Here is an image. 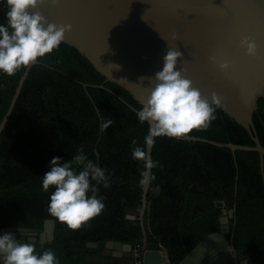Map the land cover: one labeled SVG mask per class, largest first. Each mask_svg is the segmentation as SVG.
Returning <instances> with one entry per match:
<instances>
[{"label":"trees","instance_id":"obj_1","mask_svg":"<svg viewBox=\"0 0 264 264\" xmlns=\"http://www.w3.org/2000/svg\"><path fill=\"white\" fill-rule=\"evenodd\" d=\"M6 11L5 0H0V25L6 23ZM39 61L0 136V228H26L40 236L46 221H54V240L39 244L37 252L52 250L59 264H89L88 257L102 256L103 247L88 243L104 246L112 240L141 247L140 219L127 218V211L142 205L143 163L132 157V140L143 146L150 127L137 118L142 104L65 42ZM25 70L11 77L0 73V123ZM258 106L254 123L264 146V97ZM215 115L207 130L189 136L255 145L222 107ZM101 117L113 121L103 131ZM81 145L88 159L106 170L110 186L93 182L105 209L86 226L70 230L48 215L54 189H42V176L53 158L70 162ZM152 158L158 167L152 170L145 213L150 248L162 246L170 264H179L207 235L220 231L224 210L236 205L226 238L239 264H264V182L257 151L237 150L234 155L230 148L160 137Z\"/></svg>","mask_w":264,"mask_h":264},{"label":"water","instance_id":"obj_2","mask_svg":"<svg viewBox=\"0 0 264 264\" xmlns=\"http://www.w3.org/2000/svg\"><path fill=\"white\" fill-rule=\"evenodd\" d=\"M39 10L51 23L70 24L72 31L66 34L64 42L77 48L107 81L127 89L142 105L151 86L149 78L162 70L163 57L168 48H178L183 53V59L178 61L176 70L186 68L183 75L209 101L213 92L221 96V107L245 127L255 145L222 143L196 136L179 139L230 148L234 155L237 150L257 151L264 182V146L254 123L258 101L264 97V0H59L55 6L45 3ZM244 37L256 42L255 57L245 55V50L240 48ZM213 55L218 62L230 63L227 73L209 62V57ZM39 63L38 60L27 67L22 75L0 123V136L32 67ZM141 77L145 79L141 81ZM83 86L86 90L89 87L86 83ZM96 87L103 88L104 85ZM146 151L153 160V147ZM151 181L143 185L140 209L128 210L127 218L140 219L144 235L139 253L141 263L170 264L167 256L160 251L155 253L156 260L147 262L148 255L152 254L149 228L145 225ZM159 190L158 187L153 188L155 193ZM235 214L236 205L229 212L225 209L220 231L207 235L179 264H203L206 261V264H238L234 248L226 238L231 231L230 218H234ZM21 229L24 230L23 235L19 228H0V236L12 234L16 240H27L36 247L38 242L44 244L55 237L52 220L46 221L39 238L38 233ZM88 246L104 248L101 257H88L89 264L136 263L132 244L110 240L104 246L98 243H88ZM125 251L131 252L132 258L127 259ZM243 263L248 264V261Z\"/></svg>","mask_w":264,"mask_h":264},{"label":"clouds","instance_id":"obj_3","mask_svg":"<svg viewBox=\"0 0 264 264\" xmlns=\"http://www.w3.org/2000/svg\"><path fill=\"white\" fill-rule=\"evenodd\" d=\"M45 3L55 6L59 0H5L6 23L0 25V73L9 77L16 75L58 50L66 34L72 31L70 24L51 23L45 18L39 10ZM239 46L245 50V55H257V44L250 37L241 39ZM182 59L183 53L178 48H168L162 70L149 78L148 95L137 112L139 122L150 125L143 146L132 140V157L143 163L141 185L154 179L150 170L158 167V162L146 151L154 146L155 138H187L194 131L207 130L216 119V110L222 106V97L217 93L211 94L210 101L202 96L183 75L186 68L176 70ZM209 62L225 73L231 67L227 61L218 62L214 55L209 57ZM112 123L101 117V130ZM105 173L106 170L88 159L83 145L70 162L61 163L59 157L53 158L50 170L42 176V189L45 192L54 189L49 197L48 215L70 230H79L101 215L105 204L103 197L98 198V188L93 182L108 188ZM19 231L23 235L24 230L19 228ZM0 260L2 264H59L52 250L37 252L33 243L18 241L12 234L0 236Z\"/></svg>","mask_w":264,"mask_h":264},{"label":"crops","instance_id":"obj_4","mask_svg":"<svg viewBox=\"0 0 264 264\" xmlns=\"http://www.w3.org/2000/svg\"><path fill=\"white\" fill-rule=\"evenodd\" d=\"M149 249L152 250V251H151L152 254L148 255V257H147V262H148V263H150L151 260H156V258H157L156 256H157V255H155V253H156V251H158V250L152 249V248H150V247H149ZM161 254H164V253L161 252ZM124 256H125L127 259L132 258L131 252H126V251H125ZM100 257H101V256H100ZM122 261L125 262L126 260H122Z\"/></svg>","mask_w":264,"mask_h":264},{"label":"flooded vegetation","instance_id":"obj_5","mask_svg":"<svg viewBox=\"0 0 264 264\" xmlns=\"http://www.w3.org/2000/svg\"><path fill=\"white\" fill-rule=\"evenodd\" d=\"M10 228H12V227H10ZM30 232H33V233H37V232H35V231H30ZM38 238H39V236H38ZM47 243V242H46ZM39 242L36 244L37 245V247H36V249H37V251H38V249L40 248L39 247ZM45 244V243H44ZM230 244V243H229ZM160 246V245H159ZM233 247V246H232ZM234 248V247H233ZM156 250V249H155ZM158 251H160V252H163V248H162V246H161V248L160 249H157ZM132 254H134V246H133V253ZM234 255L236 256V259H237V262L239 261L238 260V255L235 253V249H234ZM245 260H243L240 264H244L243 262H244ZM208 261H206V262H204L203 264H206ZM239 264V263H238Z\"/></svg>","mask_w":264,"mask_h":264},{"label":"built area","instance_id":"obj_6","mask_svg":"<svg viewBox=\"0 0 264 264\" xmlns=\"http://www.w3.org/2000/svg\"><path fill=\"white\" fill-rule=\"evenodd\" d=\"M140 251H141V247L140 246H137V247L134 248V253L136 254V257H137L135 264H142L141 261L139 260V253H140Z\"/></svg>","mask_w":264,"mask_h":264}]
</instances>
